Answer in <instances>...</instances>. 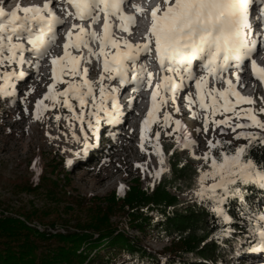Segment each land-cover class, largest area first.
Wrapping results in <instances>:
<instances>
[{
  "label": "snow or ice",
  "instance_id": "1",
  "mask_svg": "<svg viewBox=\"0 0 264 264\" xmlns=\"http://www.w3.org/2000/svg\"><path fill=\"white\" fill-rule=\"evenodd\" d=\"M128 3L129 0H58L60 10L81 23L73 24L72 30L67 33L63 55L51 59L52 83L48 86L47 95L36 104L37 119L49 108L67 109L70 115L64 119L69 121V127L74 129L72 121H76L83 131L86 124L92 137L99 142L101 123L115 125L121 122L122 116L117 97L119 88L106 85L105 81L118 80L120 85L135 82L137 90L145 83L152 88L154 74L146 66H138L137 62L141 54L154 51L160 68V83L152 91V106L143 122L141 140L152 144L163 166L165 159L160 132L155 134L154 141L150 140L149 132L155 123H161L164 129L174 124L173 132L167 134L178 133L175 135L177 148L188 149L194 159L202 160L208 166L207 170L202 166L199 172L197 196L211 207L222 222L231 223L224 208L229 198L238 197L243 201L244 186L255 185L264 189V157L257 160L252 154L254 149H264V120L258 118L264 115V108L238 109L239 105H254L255 100L242 96L231 79L223 80V73L233 63L238 65L250 59L255 79L264 84V67L251 59L257 44L264 46V35L257 34L251 41L248 38L251 31L249 15L255 0H164L163 8L157 6L151 11V26L142 44H133L127 39L118 40L113 32L116 28L132 34L136 18L124 11ZM132 7L140 15L145 12L141 6ZM257 7L264 18V0H259ZM69 9H74V13ZM21 12L23 15H18ZM101 17L103 35L93 27L100 23ZM113 18L119 23L114 25ZM85 21L90 22L89 28L83 26ZM64 24L65 20L53 10L51 0L43 7L17 6L10 13L0 7V80L3 81L0 97L15 95V81L25 79L22 69L27 63L26 53L35 57L37 63L34 67L39 72V61L49 55L57 42V27ZM93 44L99 45V51L93 48ZM72 49H87L88 55H74ZM93 58L102 61V74L97 81L88 79L89 69L82 66V62L91 64ZM196 61L201 62L199 67L205 73L202 76L193 71ZM12 66H19L21 70ZM210 78L223 80L227 88H209ZM236 80L239 83V75ZM188 82H194L196 89L195 99L185 93L192 118H201L193 106L205 113L202 117L203 129L197 131L208 133L211 124L213 130L219 128L223 134H227L225 129H231L235 140L246 143L228 147L231 141L214 142L209 139V151L197 156L191 151L195 141L179 119L173 120L170 113H165L161 122L158 117L160 109L169 102L175 104L178 93L184 91ZM59 84L66 87L58 89ZM46 100L50 104H45ZM206 100L209 102L206 103ZM175 111L179 112V107ZM229 113L230 116L227 115ZM217 115L223 119L217 120ZM55 119L59 122L61 116L56 115ZM73 136L80 142L81 138L76 137L75 132ZM83 146L85 153L93 146L89 144L87 133L83 136ZM215 149H219L216 155L213 154ZM164 170L161 167L155 175L159 177ZM209 180L211 184L207 183ZM250 219L254 223L248 229L247 240L233 249L236 257L247 252L264 254V215ZM229 232L230 229H226L223 234ZM234 264H239V261Z\"/></svg>",
  "mask_w": 264,
  "mask_h": 264
},
{
  "label": "rangeland",
  "instance_id": "2",
  "mask_svg": "<svg viewBox=\"0 0 264 264\" xmlns=\"http://www.w3.org/2000/svg\"><path fill=\"white\" fill-rule=\"evenodd\" d=\"M12 1L14 2L12 11H14L18 6L16 1L19 0ZM21 1H23L22 7H43L46 3H39L38 0ZM155 1L156 6L163 8L164 0ZM0 7H4L3 0H0ZM4 9L7 11L8 7H4ZM18 15H23V13H18ZM135 18H137L135 24L138 27L141 26L142 22L146 26L151 24V20ZM69 22L72 25L75 24L67 20V23ZM118 23L113 18V24ZM83 26L89 28L90 24ZM94 28L99 33L98 27L95 26ZM65 30L69 32L72 30V26L65 27ZM131 31L133 35L131 34L127 40L133 44H141L134 35L136 29H131ZM263 32V24L255 27V36L257 34L262 35ZM115 34L117 38L118 35H123V32L116 30ZM64 43L66 42H62V45ZM59 46L60 43L55 44L49 55L39 61V72L34 67L37 63L35 57L26 53L27 63L22 69L25 73V79L15 81V95L0 97V220L21 221L47 239H54L58 235H70L75 239L86 235L91 241H105L124 235L129 240L139 241L148 253L158 259V264H165L161 253L172 248V241L174 240L162 239L161 232L158 233L149 228L148 223L143 225V229L134 228L125 212L119 209L113 212L108 207V201L113 196L117 199L123 198L131 188L138 184L142 190H146L148 187L153 188L157 181L167 173L166 164L164 163L163 166L160 164V158L155 154L152 144L141 140L143 122L146 117L137 116L138 104L144 105L147 114L151 109L152 91L155 85L160 83L159 65L157 61L147 62L150 66L147 70L154 74L153 87L149 88L145 83L139 87V90L136 89L138 91L137 100L135 94L131 92L132 89L125 92V85H120L119 82L113 80L105 81L106 85L110 84L119 88L118 98L122 96V93H125L123 101L120 103L122 118L121 122L115 125H107L102 122L100 140L97 142L86 124L83 131H81L79 122L76 121H72L75 125L74 129L69 127V121L64 119L65 116L70 115L67 109L49 108L48 111L42 113L40 119H37L36 104L47 95L48 86L52 83V67L48 66L47 63L53 57L63 55ZM92 46L96 51H99L98 44ZM108 50L115 51L113 49ZM72 51L77 56L88 55L87 49ZM143 57L145 54H141L137 62L138 66H144L146 63ZM248 64L250 65L251 62ZM82 66L88 67V79L91 81H97L102 74V61H97L95 58L91 64L85 65L82 62ZM12 67L21 70L19 66ZM231 67L233 69L229 73H223V80L231 79L233 85L237 87V75H239V80L243 78L240 64H233ZM204 74V71L201 70L198 76ZM131 75L132 73H130ZM223 80L216 81L215 78H210L209 88L225 90L227 84ZM2 83L3 81L0 80V84ZM64 87H66L64 84L57 85L58 89ZM236 90L242 96L255 100L254 105L243 104L239 105L238 109L264 108V84L261 92L251 90L244 94L240 89L236 88ZM185 93L192 95L195 99L194 82H192L191 87H185L182 94ZM142 97H146L147 100L142 101ZM231 99L234 102L235 98L232 97ZM208 102L206 100V103ZM45 104H50V101L46 100ZM176 107H179V112L175 111ZM193 110L197 111L201 118H192L188 108L187 95H184L181 99L176 97L175 104L169 102L168 105L162 107L158 117L162 122L165 113H170L173 120L179 119L195 141V147L191 151H194L197 156H203L209 151V139H213L214 142L216 140L231 141L228 147L246 143V141L235 140V134L231 132V129H225L227 134H223L219 128L213 130L214 126L211 124L208 133L198 132L197 129H203L202 117L205 113L196 106H193ZM56 115L61 116L59 122L55 119ZM227 115L230 116L231 113ZM215 118L217 120L223 119L220 115ZM258 118L264 120V115H260ZM174 127L173 124L164 129L161 127V123L153 124L149 132L150 140L154 141L155 134L160 132V145L163 141L172 140L176 145L175 135L178 133L171 136L167 134L173 132ZM238 131L241 130L238 129ZM253 131L255 130L253 129ZM73 132H75L76 137L81 138L80 142L74 139ZM85 133L89 136V144L93 145L87 150V153H85L83 146ZM180 150L186 151L194 159L188 149ZM218 151L219 149L213 150V154L216 155ZM197 161H199V172L202 166L204 170L208 169L202 160ZM161 167L165 170L157 177L155 173L160 172ZM43 174L48 182H42L38 190L28 192L26 184L37 183L36 180ZM207 183L211 184L212 181L209 180ZM174 196L182 201L194 202L199 206L204 205L197 196V190ZM150 208L145 207L140 212L147 213ZM261 215H264V212ZM160 220L161 216L153 215L152 223H157ZM32 241L41 242L34 238ZM100 246L102 247V245ZM112 251L116 250L107 249L101 255H111L109 252ZM95 252L93 251L88 256V264H99L100 260L96 259ZM121 261L126 262L124 256L121 257ZM235 261H239V264H264V254L247 252Z\"/></svg>",
  "mask_w": 264,
  "mask_h": 264
},
{
  "label": "trees",
  "instance_id": "3",
  "mask_svg": "<svg viewBox=\"0 0 264 264\" xmlns=\"http://www.w3.org/2000/svg\"><path fill=\"white\" fill-rule=\"evenodd\" d=\"M173 142H161L167 173L157 184L146 190L138 184L123 198L113 196L108 207L113 212L118 209L125 212L134 228L143 229L148 223L149 228L161 232L162 239H173L172 248L161 253L165 264H234L244 255L234 256L233 249L247 240L248 229L254 223L250 217L259 216L264 211V189L255 185L244 186L243 201L230 197L224 205L231 223L222 222L207 203L199 206L174 196L198 190L199 161ZM252 154L259 160L264 157V149H254ZM44 174L36 180L37 183L26 184L28 192H34L42 182H48ZM145 207H151L150 211L140 212ZM168 208L170 211L167 212ZM154 214L161 216L157 223H152ZM226 229L230 232L223 234ZM33 238L41 242L32 241ZM55 238L47 239L21 221L0 220V264H88L87 258L93 251H96L99 264L159 262L139 241L129 240L124 235L105 241H91L86 235L75 239L70 235ZM107 249L116 251L102 256ZM122 256L126 262L121 261Z\"/></svg>",
  "mask_w": 264,
  "mask_h": 264
},
{
  "label": "bare ground",
  "instance_id": "4",
  "mask_svg": "<svg viewBox=\"0 0 264 264\" xmlns=\"http://www.w3.org/2000/svg\"><path fill=\"white\" fill-rule=\"evenodd\" d=\"M38 1H39V3L48 2V0H38ZM16 2H17L16 5L21 6V7L23 6V1L19 0V1H16ZM155 2H156L155 0H129V3L127 5H125V7H124V11L126 12V14L134 16V17H139L141 20H143V19L151 20V15H150L151 11L157 7L155 5ZM51 3H52V6H53V10L56 11V14L61 19L65 20V24L64 25H60V26L57 27V37L58 38H57V42H56V44L60 43L59 49H60L61 53L63 54L62 42H66V36H67V33H68V31L65 30V27H67V26L69 27L70 26L69 23L71 24V22L67 23V20H69V21L70 20H74V23L78 24V25L81 22L76 20L74 18V16L73 17H69V16L66 15L65 12L61 11L60 7L58 5V0H51ZM13 4H14V2L12 0H3V6L4 7H8L7 12H9V13L12 12V5ZM132 5H138V6L143 7L145 9L144 14L143 15L138 14L136 9L134 7H132ZM69 10L73 11V13H74V9H69ZM258 15H260V13H258ZM86 24H90V22L89 21L83 22V25H86ZM262 24L264 25V21L262 22ZM95 26L98 27V30H99L98 34H100V35L102 34L103 35V17H101L100 23L94 25V27ZM150 26H151L150 23L146 26V25L143 24V22H142L140 27H138L135 24V26L132 28V29H136V33L134 35H138L139 34L138 31L143 32V30L148 29L146 27H150ZM116 30H117L116 28L113 29L114 34H115ZM262 35H264V32L262 33ZM130 36L131 35H128V33L123 32V35H118L117 38L119 40H123V39H128ZM72 50H74V49H72ZM251 59L256 60V62H257V64L259 66L264 67V46H262L259 43L257 48H256V51L252 54ZM249 62H251V60L250 59H246V60H244V61H242L240 63V70H241V73L243 75V78L239 80V83H237V87H236L237 89H240L244 94H247L251 90H254L255 92H261L262 91V86H263L262 83H260L259 81H257L255 79V77L253 75V72H252L251 64L250 65L248 64ZM233 64H235V63H233ZM47 65L52 67L51 61H48ZM231 69H233V68L230 66L229 70L227 72H225L224 74L229 73L231 71ZM113 81L114 82H118V80H113ZM126 87H128V84L126 85ZM131 89H132L131 92H133L135 94V96H136L135 98L137 100V97H138V91L136 90L137 89V85L131 86ZM127 90L128 89H126L125 92H128ZM124 95H125V93H123L122 96L120 97L121 99H120L119 103H121L123 101ZM178 95H177V97H180V99H181V97L184 96L185 94L183 95L182 92H181V93H178ZM144 100H147V98L146 97H142V101H144ZM137 113H138L137 116H139V117H141V115L147 117V113H145V107H144L143 104H138Z\"/></svg>",
  "mask_w": 264,
  "mask_h": 264
}]
</instances>
